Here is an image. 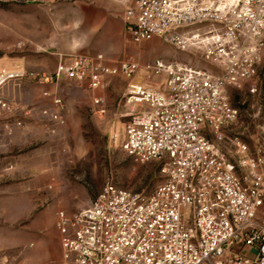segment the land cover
Wrapping results in <instances>:
<instances>
[{
  "label": "built area",
  "instance_id": "2783aa9c",
  "mask_svg": "<svg viewBox=\"0 0 264 264\" xmlns=\"http://www.w3.org/2000/svg\"><path fill=\"white\" fill-rule=\"evenodd\" d=\"M128 1L130 44L160 39L181 52L201 51L209 66L108 64L99 55L63 60L54 75L0 71V91L11 80L87 81L96 91L109 76L165 77L160 88L129 84L123 135H112L136 163L158 162L161 182L149 194L108 182L88 208L59 211L62 264H264V125L253 145L226 132L240 117L228 89L249 84L259 92L264 0ZM53 102L56 110L44 114L64 127L62 99ZM12 109L0 95V112ZM107 112L106 97L95 96L94 115Z\"/></svg>",
  "mask_w": 264,
  "mask_h": 264
},
{
  "label": "rangeland",
  "instance_id": "374dc122",
  "mask_svg": "<svg viewBox=\"0 0 264 264\" xmlns=\"http://www.w3.org/2000/svg\"><path fill=\"white\" fill-rule=\"evenodd\" d=\"M79 2L0 0V71L2 64L11 66L18 56L31 64L43 60L37 53L46 55L57 69L54 50L44 46L48 41L43 35L57 32L59 24L64 32L72 29L74 35ZM127 50L126 59L132 58L141 67L156 60L209 66L201 51L181 52L160 39L140 46L128 43ZM259 79L257 94L251 93L249 84L228 89L240 117L227 135L250 145L264 125V65ZM164 80L149 79L139 72L131 79L109 76L96 91L87 81L73 80H61L57 87L13 81L0 91L13 104L12 111L0 112V264H62L57 213L71 215L88 208L108 182L134 193L154 190L161 182L159 163H136L115 144L112 135H123L127 122L122 116L126 112L124 95L129 84L160 88ZM48 91L50 96H45ZM97 95L107 99L108 112L103 117L94 115ZM56 97L63 102L64 127L44 114L56 110ZM17 121L23 125L15 126ZM7 125L13 127L12 132ZM258 222H264V205Z\"/></svg>",
  "mask_w": 264,
  "mask_h": 264
},
{
  "label": "crops",
  "instance_id": "0c3cea01",
  "mask_svg": "<svg viewBox=\"0 0 264 264\" xmlns=\"http://www.w3.org/2000/svg\"><path fill=\"white\" fill-rule=\"evenodd\" d=\"M80 1V9L75 18V29H73L74 35L72 29L71 31L64 32L61 24H59L57 32L51 35H43V38L48 41L44 46L54 50V53H52L54 61L59 65L63 60L70 62L72 57H97L99 55H103L108 64L116 63L122 59L125 60L128 52L127 45L128 43L130 45L125 22V12L129 1ZM41 54L42 53H37L36 56L39 58L44 57L43 60L37 59L38 62L35 64H31V62H29L30 60L26 57H15L12 59L13 63L11 66L2 64L3 68H1V72L15 73L21 70L34 72L38 70L39 72L40 70L42 74L54 75L57 69L52 68V64H50L51 60L46 58V55ZM143 80L144 79L139 82H143ZM13 81H16L18 85L24 84L19 83L17 80H11L4 88ZM44 85L47 87H55L53 84Z\"/></svg>",
  "mask_w": 264,
  "mask_h": 264
}]
</instances>
